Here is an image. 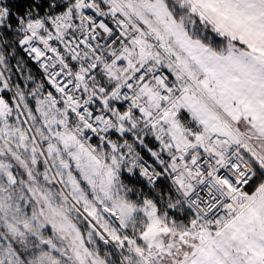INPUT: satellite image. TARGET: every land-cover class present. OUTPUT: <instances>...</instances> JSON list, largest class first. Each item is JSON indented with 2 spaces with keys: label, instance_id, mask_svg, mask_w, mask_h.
<instances>
[{
  "label": "snow or ice",
  "instance_id": "6c2138e0",
  "mask_svg": "<svg viewBox=\"0 0 264 264\" xmlns=\"http://www.w3.org/2000/svg\"><path fill=\"white\" fill-rule=\"evenodd\" d=\"M0 264H264V0H0Z\"/></svg>",
  "mask_w": 264,
  "mask_h": 264
}]
</instances>
